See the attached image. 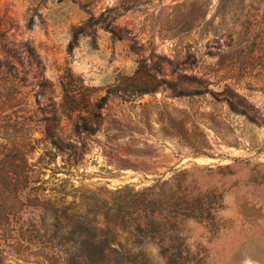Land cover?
I'll return each instance as SVG.
<instances>
[{
	"label": "rangeland",
	"instance_id": "1",
	"mask_svg": "<svg viewBox=\"0 0 264 264\" xmlns=\"http://www.w3.org/2000/svg\"><path fill=\"white\" fill-rule=\"evenodd\" d=\"M120 1L0 0V264H82L87 210L100 238L126 221L98 264H264V0H139L122 40L87 24Z\"/></svg>",
	"mask_w": 264,
	"mask_h": 264
},
{
	"label": "trees",
	"instance_id": "2",
	"mask_svg": "<svg viewBox=\"0 0 264 264\" xmlns=\"http://www.w3.org/2000/svg\"><path fill=\"white\" fill-rule=\"evenodd\" d=\"M151 1V0H150ZM160 2L161 0H157ZM127 3V4H125ZM133 5L135 7L141 5L139 0H127L120 1L115 7L106 9L103 13H101L93 23L91 20L93 19L90 17L88 21L89 26L99 25L103 29L107 30L113 37L117 38L118 40H122L119 35V29L113 26L115 19L118 17L119 12H128L132 9ZM171 30V27H168ZM172 37V34L170 36ZM61 94L63 96V112L67 115L74 114L76 112L85 111L88 108V95H85L86 88L84 86H80V84L75 83L73 79H70L68 82H61L60 83ZM128 95H131V92H125ZM88 131L86 125L83 127H78L77 131ZM58 128L53 124H47V126L43 130V137L46 141H48L54 148L58 149L61 146V138L59 136ZM140 195L138 194L134 202H123V205L130 204V207H138L139 205L135 203H139ZM132 200V198H131ZM152 202H156V200L152 199ZM151 202V203H152ZM109 209V208H108ZM86 214H79L73 217V220H76V228L72 229L70 226L69 232H76L74 240H72V244L75 245L77 249L78 260L80 259L82 264H98V262H102L105 258L106 253L116 252L117 248H120V243L116 240L115 229L118 226H125L126 221L125 218L122 216V213H117V216H114L111 220L108 221V226H111L113 230L110 232V238H100L98 233L95 231V226L97 223L95 220H90L88 214L90 213L89 210ZM91 214V213H90ZM94 218V217H93ZM151 223H153V215L149 217ZM66 220L69 222L70 218L66 217ZM139 224H136V227L139 228ZM79 260V261H80ZM80 264V263H76Z\"/></svg>",
	"mask_w": 264,
	"mask_h": 264
}]
</instances>
